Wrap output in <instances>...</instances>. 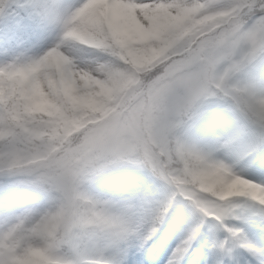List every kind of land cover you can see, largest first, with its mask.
Here are the masks:
<instances>
[{
	"label": "clouds",
	"instance_id": "9594fccd",
	"mask_svg": "<svg viewBox=\"0 0 264 264\" xmlns=\"http://www.w3.org/2000/svg\"><path fill=\"white\" fill-rule=\"evenodd\" d=\"M264 264V0H0V264Z\"/></svg>",
	"mask_w": 264,
	"mask_h": 264
},
{
	"label": "snow or ice",
	"instance_id": "6c2138e0",
	"mask_svg": "<svg viewBox=\"0 0 264 264\" xmlns=\"http://www.w3.org/2000/svg\"><path fill=\"white\" fill-rule=\"evenodd\" d=\"M176 227V222L170 220L157 237L155 247L152 248L151 255H148L147 253L133 255L131 258V264H156V257L158 253L167 255L175 237ZM189 264H203V260L202 258L194 257L191 258Z\"/></svg>",
	"mask_w": 264,
	"mask_h": 264
}]
</instances>
